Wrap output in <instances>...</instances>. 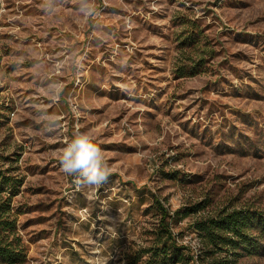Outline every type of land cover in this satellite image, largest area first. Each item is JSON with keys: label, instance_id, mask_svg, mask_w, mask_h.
Wrapping results in <instances>:
<instances>
[{"label": "rangeland", "instance_id": "374dc122", "mask_svg": "<svg viewBox=\"0 0 264 264\" xmlns=\"http://www.w3.org/2000/svg\"><path fill=\"white\" fill-rule=\"evenodd\" d=\"M77 134L103 150L99 182L62 170ZM154 199L189 260L164 254ZM240 208L264 217V0H0L16 264H207L193 223ZM249 228L255 255L233 264H264Z\"/></svg>", "mask_w": 264, "mask_h": 264}, {"label": "trees", "instance_id": "16d2710c", "mask_svg": "<svg viewBox=\"0 0 264 264\" xmlns=\"http://www.w3.org/2000/svg\"><path fill=\"white\" fill-rule=\"evenodd\" d=\"M6 180V179H4ZM156 206L161 213L162 229L165 232L164 245L166 252L176 262L180 260H189L188 255H184L182 250L186 247H179L167 229L165 218L169 217L168 213L161 203L154 199ZM258 215V216H257ZM253 220L264 229V217L257 212H250L245 209L220 210L212 215L200 218L193 223L194 229L198 232L201 241V253L209 258V261H203L199 254L198 258L207 264H233L235 260L243 256L255 255L252 247V234L249 223ZM11 230L13 225L11 224ZM0 231L5 232L6 227L0 221ZM12 244L2 245L0 243V259L11 264L18 262V252L14 250Z\"/></svg>", "mask_w": 264, "mask_h": 264}, {"label": "clouds", "instance_id": "9594fccd", "mask_svg": "<svg viewBox=\"0 0 264 264\" xmlns=\"http://www.w3.org/2000/svg\"><path fill=\"white\" fill-rule=\"evenodd\" d=\"M62 170L73 173L83 170L87 180L92 183L104 179L108 172L103 163V150L88 135L77 134L64 149L61 160Z\"/></svg>", "mask_w": 264, "mask_h": 264}]
</instances>
